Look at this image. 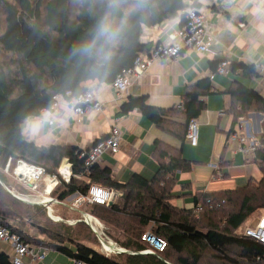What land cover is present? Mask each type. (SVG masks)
I'll return each mask as SVG.
<instances>
[{"label":"trees","instance_id":"1","mask_svg":"<svg viewBox=\"0 0 264 264\" xmlns=\"http://www.w3.org/2000/svg\"><path fill=\"white\" fill-rule=\"evenodd\" d=\"M0 6L5 14L0 33V168L10 162L13 170L17 160L23 159L54 175L64 158H69L77 176L70 183L61 180L52 196L66 201L76 193L87 195L93 184L121 192L120 203H90L95 214L92 215L101 223L97 231L102 238L134 254H105L69 237L73 249L64 243L62 235H53L60 241L55 245L27 237L29 241L55 247L90 264H264V244L236 233L249 217L264 209V177L219 195L205 194L196 198L191 208L179 207L170 202L175 196L174 176L179 170L191 169L190 161L182 153L170 154L164 149L152 179L135 173L128 182L120 183L112 177L110 168L97 164L89 170L84 168L83 160L76 154L78 147L39 146L27 140L23 132V122L51 109L57 97L77 98L88 90L84 83L90 80L113 83L137 56L151 51L141 40L143 28L175 17L188 7L185 0H118L115 6L111 0H81L75 10L72 0H0ZM184 21L183 13L181 25ZM102 24L116 34L115 39L100 34ZM219 64L212 63V72H217ZM229 70L258 73L253 65L243 62L230 63ZM211 89L210 78L199 80L184 96L183 107H176L186 119L183 138L190 120L197 119L204 109L202 97ZM232 94L236 100L232 111L235 123L228 135L236 122L246 117L247 108L257 105L264 113V97L256 90L239 83ZM134 110L162 130L180 135L178 123H163L170 109L150 105L147 95L129 96L118 114ZM259 136L262 139L264 131ZM256 156L264 164V148ZM223 164L220 161V166ZM0 180L9 187L1 169ZM34 207L43 210L42 206ZM19 209L0 183V222L8 225L10 217H21L23 213L27 216V210ZM148 231L167 241L163 252L142 253L149 248L142 239ZM10 263V256L0 251V264Z\"/></svg>","mask_w":264,"mask_h":264},{"label":"crops","instance_id":"2","mask_svg":"<svg viewBox=\"0 0 264 264\" xmlns=\"http://www.w3.org/2000/svg\"><path fill=\"white\" fill-rule=\"evenodd\" d=\"M185 2L187 8L197 4L209 17L207 52L202 53L183 45L178 57L153 62L146 73L135 79L122 96L112 83L87 81L84 86L94 91L96 102L102 105L101 110L91 108L85 114L78 115L65 104L57 110H43L39 116L23 122L26 139L39 146L66 145L88 149L97 139L106 136L114 125H119L122 131L120 150L117 153L105 152L97 165L100 168H110L112 177L120 183L128 182L135 173L152 179L158 171L162 160L161 151L164 149L170 154L182 153L190 161L191 169L187 172L179 170L174 176L175 196L170 202L179 207L191 208L195 199L205 194L219 195L246 186L249 181H260L264 177V164L257 161V156L246 159L236 142L228 143V132L235 123L232 111L236 100L232 90L239 83L256 90L264 97V0ZM183 13L184 10L155 26H145L141 35L142 42L151 48L160 44H172L176 41L172 35L181 29ZM224 60L229 61V65L239 62L253 65L258 73L244 74L243 71L231 70L227 73L212 72V63ZM207 78H210L212 89L202 97L204 109L197 117L199 141L198 145L193 146L188 142L186 134L182 137L186 119L177 108L187 91L199 80ZM141 95H147L148 103L152 106L170 109L163 123H178L181 130L179 136L162 130L139 110L126 115L118 114L129 96ZM244 119L249 123L252 133L262 134L264 113L257 105L246 109ZM237 123L238 121L234 127ZM229 147L231 151L227 150ZM220 161H224V164L215 169L212 164ZM256 169L263 173L261 177L254 174ZM251 170L252 175L249 174ZM79 195L76 193L69 198L76 199ZM122 196L121 192L112 190L111 204L120 203ZM54 205L52 204L53 207ZM76 208L79 209H71L84 215V219L86 216L95 218L100 224L96 217L82 210L81 205ZM52 216L58 217L55 214ZM89 224L94 227L93 223ZM96 232L98 233L97 230ZM67 246L74 249L71 243H67ZM102 247L105 250L103 244ZM93 248L98 250L95 246ZM120 248L127 250L121 246ZM0 251L9 256L12 254L7 243H0ZM128 251L109 253L134 254L133 251ZM26 261L31 259L27 257ZM32 264H73V258L51 247L44 260Z\"/></svg>","mask_w":264,"mask_h":264},{"label":"built area","instance_id":"3","mask_svg":"<svg viewBox=\"0 0 264 264\" xmlns=\"http://www.w3.org/2000/svg\"><path fill=\"white\" fill-rule=\"evenodd\" d=\"M184 14L185 21L181 29L175 35H172L176 41L170 45L160 44L154 46L150 52L140 54L131 67L124 69L117 76L112 85L120 96L128 91L129 85L135 79L140 78L146 73L148 67L153 62L163 59L170 60L178 57L182 52L183 45L184 47H192L202 53L209 50L207 40L209 34V17L207 13L198 6H191L184 10ZM180 41L183 43L181 44ZM228 67L229 61L224 60L219 64L217 72L227 73ZM63 104L69 106L74 113L78 115L85 114L91 108L98 111L102 109V105L96 102L95 93L91 89H88L85 93L71 100H66L62 96H59L56 98L51 109L48 110H57ZM182 107L183 103H180L178 108ZM250 128L249 123L242 118L238 121L234 130L228 135V143L236 142L239 149L248 160L255 157L257 152L264 148V137L261 139L258 134L252 133ZM186 138L191 145H198L199 122L196 118L190 120ZM121 145V128L119 125H114L106 136L97 139L88 149L79 148L80 150H78L76 154L79 159L83 160L84 168L89 170L99 163L105 152L117 153ZM212 166L215 169H219L220 163L212 164ZM6 169H10V162L7 163ZM13 174L21 180L27 188L34 191L35 194H48L51 198L49 202L51 205L55 204L76 209V207H79V205L83 203L110 205L112 202V190L99 184L91 185L87 195L80 194L71 204L52 196L53 191L61 180L70 183L73 177L77 176L74 174V165L69 158H64L58 169V174L54 175L49 174L42 166L28 163L23 159H18L14 166ZM49 183H51V187ZM41 186H43L42 191H40ZM97 193H99V195H97ZM197 210H201V207L198 206ZM8 225L12 226V223ZM8 225L0 222V243H7L11 247L12 254L10 255V264H32L36 261L40 262L44 260L48 252L51 251V247L49 246H40L29 241L27 237L30 236H28L27 232L21 229H19V231H13ZM236 233L238 235L250 237L264 244V209L261 217L257 218L251 224L243 226ZM142 239L149 245V248L142 251V253L157 254L163 252L168 246L165 239L158 237L150 231L144 233ZM105 253L108 254L109 252L105 251ZM27 257L30 258L31 261H26ZM73 264L90 263L73 259Z\"/></svg>","mask_w":264,"mask_h":264},{"label":"rangeland","instance_id":"4","mask_svg":"<svg viewBox=\"0 0 264 264\" xmlns=\"http://www.w3.org/2000/svg\"><path fill=\"white\" fill-rule=\"evenodd\" d=\"M80 2L81 0H72L73 10L79 7ZM4 24H5V14L0 6V33L2 31V27L4 26ZM227 150L231 151V147L227 148ZM0 169L7 176L9 180V187L0 182L2 188L6 191V193H8V195L11 196V198L14 199L16 206L20 208L19 211L23 212L24 210H27L28 214H30V216H28V214L26 216V214L23 213L21 217H10L8 218V221L9 223H12V226L21 229L24 232H27L28 235L32 237L31 239L34 242H36L35 239H37L39 243L55 245L56 242H60V241H57V239L54 238L53 235L54 236L62 235L64 239V243H68L70 241L69 237H71L76 240H81L84 243L95 246L98 250H100V252L102 251V253H105V250L108 252H115V251H111L110 249H105V247H104L105 250H103L102 244L104 242L101 244L100 237L102 238V236L101 233H99V230L97 233L93 229V227L85 221L84 215L75 213V210H72L70 207L54 205V207L52 206L53 209L52 214L51 213L49 214L45 206L36 204V206L37 205L42 206L43 210L37 209L36 207H34V204L19 199L18 198L19 194L26 195L28 197L30 196V198L38 197L37 195L39 194H35L34 191H31L29 188L26 187V185L21 180L15 177L12 168H10L9 170H7L6 167ZM249 174L251 175L253 174L252 170L251 173ZM254 174L260 177L263 175V173L259 169L254 170ZM42 190H43V186L40 187V191ZM39 196L42 197L43 195H39ZM74 199H75L74 197H71L68 198L66 201L68 203L70 202L69 204H71V202L74 201ZM19 203H22V205ZM81 206H82V210H85L87 213L94 214L93 207L90 203H83ZM261 212L262 210H259L256 213H254L251 217H249L248 220L244 223V226L245 225L247 226L252 222H254L257 219V217L258 218L261 217L262 215ZM53 214H55L60 218L54 219L55 217L52 216ZM36 223L38 225H36ZM96 226H98L96 227L97 230L99 227H101V223L96 224ZM42 229L47 231V233L46 234L42 233L41 231ZM102 239L107 242L106 239L104 238Z\"/></svg>","mask_w":264,"mask_h":264},{"label":"bare ground","instance_id":"5","mask_svg":"<svg viewBox=\"0 0 264 264\" xmlns=\"http://www.w3.org/2000/svg\"><path fill=\"white\" fill-rule=\"evenodd\" d=\"M49 186L51 187V183H49ZM19 198L22 199L25 202L28 201V202H30V203H32L34 205L40 204V205L45 206V208L48 210L49 214L50 213L52 214V212H53L52 205L49 203L51 201V198H50V196L48 194L43 195L42 197L38 196V197H32V198H30V196L28 197L26 195L19 194ZM76 209H79V208H76ZM54 219H58V217H55ZM85 219H86V221L88 223H93L95 229H96V227H98V226H96V224H98L99 222L95 218L93 219L92 217H87L86 216ZM103 242L102 243L104 244L105 249H110L111 251H121V250H123V248H120L119 246L115 245L111 241H109L110 243H107L106 241L103 240Z\"/></svg>","mask_w":264,"mask_h":264},{"label":"clouds","instance_id":"6","mask_svg":"<svg viewBox=\"0 0 264 264\" xmlns=\"http://www.w3.org/2000/svg\"><path fill=\"white\" fill-rule=\"evenodd\" d=\"M117 2H118V0H111V3H112L113 6H115V4ZM100 34L102 36L108 37L110 39H115L116 38V34L111 32V30L105 24L101 25ZM85 51H87V49H85Z\"/></svg>","mask_w":264,"mask_h":264},{"label":"water","instance_id":"7","mask_svg":"<svg viewBox=\"0 0 264 264\" xmlns=\"http://www.w3.org/2000/svg\"><path fill=\"white\" fill-rule=\"evenodd\" d=\"M0 182H1V180H0ZM2 183V182H1ZM2 184H4V183H2ZM11 192V191H10ZM20 199V198H19ZM22 200V199H21ZM28 202V201H27ZM30 203V202H29ZM86 221V220H85ZM88 223V222H87ZM89 224V223H88ZM93 227V226H92ZM93 229L96 231V229L93 227ZM100 240L103 242V239L100 237ZM119 252H129L128 250H121V251H119Z\"/></svg>","mask_w":264,"mask_h":264},{"label":"snow or ice","instance_id":"8","mask_svg":"<svg viewBox=\"0 0 264 264\" xmlns=\"http://www.w3.org/2000/svg\"><path fill=\"white\" fill-rule=\"evenodd\" d=\"M97 195H99V193H97Z\"/></svg>","mask_w":264,"mask_h":264}]
</instances>
